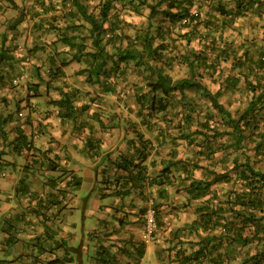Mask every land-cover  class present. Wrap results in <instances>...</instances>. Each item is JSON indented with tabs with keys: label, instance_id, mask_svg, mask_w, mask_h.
Wrapping results in <instances>:
<instances>
[{
	"label": "trees",
	"instance_id": "trees-1",
	"mask_svg": "<svg viewBox=\"0 0 264 264\" xmlns=\"http://www.w3.org/2000/svg\"><path fill=\"white\" fill-rule=\"evenodd\" d=\"M201 1L99 0L97 11L88 12L82 0H42L41 6L48 9L43 12L50 13L53 22L59 20L61 13L68 16L67 24L62 20L61 26L49 22L47 28L58 31L61 54L78 63L88 59L87 67L74 74L84 77L89 85L97 84L100 93L76 107L77 89L64 91L67 88L64 82L52 86V82L64 76L61 70L66 64L64 59L54 68H44L42 73L38 71L40 67H35L34 79L26 81V91L27 88L32 92L40 88L59 91V99L48 103L57 108L59 118L72 121L78 120L92 104L106 103L119 108L137 105L138 130L130 135L134 133L141 140L137 150L143 158L135 164L130 161L121 166L127 175L116 178L121 183L110 195L125 197L138 189L144 199L140 208L143 224L144 214L151 206L162 231L165 224L160 222L159 212L165 188L172 186L176 194L185 195L182 205H192L195 218L183 228L193 232L198 240L191 242V248H196L190 253L178 250L172 259L168 256L170 262L264 264V171L255 167V159L264 153V120L259 113L264 110V45L244 39L233 46L223 37L225 31H236L235 26L245 23L240 18L248 10L264 9V0H233L232 5L223 0H205L216 12L214 17L208 18L201 15ZM118 2L125 3L127 10L134 14L147 10L148 24L134 28L130 23L121 22L115 15L114 4ZM59 6L66 11L55 14L60 11ZM113 10L115 13L111 14ZM157 15L161 16L156 26L157 35L181 25L183 32L179 38L187 44L197 40L200 50L184 49L177 54H167L163 52L166 50L163 44L153 46L150 21ZM261 19L264 21V14ZM78 28L86 30L85 39H89L91 49L86 47L85 40L76 42ZM127 28L134 29V35H128ZM261 31L264 33V28ZM174 66L185 67L187 76H172ZM133 70L139 71L137 80L132 81L130 77L127 80ZM205 77L218 83L214 91L204 84ZM141 79L144 88L137 84ZM128 81L132 82L128 84ZM121 85H129L128 92L121 89ZM191 93L204 103L198 104L195 97L189 96ZM242 94L245 96L242 110L231 111L220 101L223 97L238 98ZM94 115L99 114L93 112L89 118L93 119ZM8 116L0 121V137L6 134L3 125ZM80 123L86 121L82 119ZM154 142L168 151L166 156L157 152L158 160L152 161L151 167L158 171L147 174L141 163L153 151ZM180 146L185 147V154L180 152ZM13 149L29 151L31 143L21 134L14 140ZM251 151L253 156L249 154ZM47 160V168L57 170L58 164L52 161L51 165V160ZM68 184L76 190L80 181L72 178ZM215 185L220 186V194L211 190ZM152 186L158 187V202L142 194L146 191L142 190L144 187ZM67 192L70 193L67 189H58L46 198V204L54 205ZM59 262L53 259L46 264Z\"/></svg>",
	"mask_w": 264,
	"mask_h": 264
},
{
	"label": "crops",
	"instance_id": "crops-1",
	"mask_svg": "<svg viewBox=\"0 0 264 264\" xmlns=\"http://www.w3.org/2000/svg\"><path fill=\"white\" fill-rule=\"evenodd\" d=\"M41 5L42 0H0V121L10 115L3 125L6 134L0 137V264H46L53 259L60 260L58 264H175L168 256L172 259L178 250L190 253L196 248L191 242L198 240L183 228L195 218L193 206L182 205L185 195L176 194L172 186L165 188L159 212L165 229L152 241L144 238L142 217L137 216L143 205L139 190L125 197L110 195L121 183L116 178L127 175L121 166L143 158L137 150L141 140L130 135L138 130L137 105L92 104L72 121L59 118L57 108L48 103L59 99V91L21 87L34 79L35 67L42 73L64 57L58 31L47 28L64 20L53 22ZM70 59L61 69L64 76L51 84L64 82V91L77 89L74 104L79 107L100 89L75 75L84 66ZM93 112L99 115L89 118ZM82 119L86 123H80ZM21 134L31 150L13 149ZM153 147L141 163L147 174L158 171L151 167L157 152L166 156L168 151L155 142ZM47 158L51 165L58 164L56 171L47 168ZM84 172L90 177L86 196L79 194ZM72 178L80 181L76 190L68 184ZM58 189L70 193H63L54 205L46 204ZM142 190L158 202V187Z\"/></svg>",
	"mask_w": 264,
	"mask_h": 264
},
{
	"label": "rangeland",
	"instance_id": "rangeland-1",
	"mask_svg": "<svg viewBox=\"0 0 264 264\" xmlns=\"http://www.w3.org/2000/svg\"><path fill=\"white\" fill-rule=\"evenodd\" d=\"M82 2H83V4L86 5L88 12L97 11L96 6H97L99 0H82ZM222 2L228 3V5L233 4V0H223ZM201 3L203 4V7L201 8L202 9L201 15L203 16V18L214 17L216 15V12L212 11V8L209 5V3H210L209 1L202 0ZM122 4H124V5H122ZM114 5H115V10L117 12L115 13L113 10L111 12V14L115 13V15L121 19V22H125V24L130 23L131 26H133L134 28H139L140 26H145L146 24H148L147 19H146V15L148 13L147 10L143 11V13L134 14V13L127 10V7H125L126 6L125 3L118 2V3H115ZM59 9H60L59 14L62 11H66L65 8H60V6H59ZM248 11L249 12L246 15L241 16L242 18H240L241 21L244 20L243 22H245V23L239 24L238 26L234 27V28H236V31L235 30H229V31L227 30L223 33V37L227 38L228 42L229 43L231 42V44L233 46H238L240 44V41L244 40V39H246V40L251 39L252 41L255 40L257 42V44L264 45V33H263V31H261L264 28V21H263V19H261V14L262 15L264 14V9L258 10L257 12L254 11L253 9L251 11L250 10H248ZM259 13H261V14H259ZM60 17L65 20L64 24L65 23L67 24V22H69V18H67L68 17L67 15L65 16V14L61 13L59 15V19H60ZM160 18H161V16L157 15L153 20L150 21V25H151L150 32H151V35L154 37L153 46H156L157 44H163V46H164L163 48L166 49L163 52H166L167 54H170L172 52L174 54H177L178 51H183L184 49L194 50V51L200 50L201 46L199 45L197 40L194 39L189 44H187L183 39L179 38V34H181V32H183V29H181V25H176L173 27L171 26L172 27L171 29H167L166 31L162 30V34L157 35L156 26L159 23L158 20ZM79 28L77 30L79 37L76 39V42H80V41L85 40L86 47H89L91 49V46L89 44V42H90L89 39H85L86 34H87L86 30L84 28H82V29H79ZM125 30H126L128 35H134V29L127 28ZM81 37L84 39H82ZM165 46H167V47L165 48ZM66 58H68V57L67 56L63 57L64 60ZM79 63H82V65L84 66L83 68H86L88 65V59L87 58L82 59V61ZM171 72H172L171 73L172 76H178V77L187 76V69L185 67L174 66V68L172 69ZM132 73H134V74L132 75ZM138 73H139V71H136V70H133V72H129L127 75L128 76L127 80L130 77L132 81H136L137 79L135 77H137ZM132 81H128V84H130ZM203 82L210 90H213V91L218 86V83L216 81L208 79L206 77H205V79L203 78ZM122 83L125 84V80H123ZM137 84H139L142 87L144 85L142 79L140 81L138 80ZM122 86H124V85H121V89H125V91L128 92L126 90V88L128 89L129 85L124 86L125 88ZM21 87L26 88L27 83L24 81V85ZM189 96L195 97L198 104H200V105L204 103L194 93L189 94ZM114 98H116V97H114ZM220 101H222V102H224V104L228 105V108L231 111H234L237 109L242 110L245 107V96H244V94H242L241 96H238V98L232 97V96L223 97V98H220ZM128 102L130 103V100H128ZM120 104H123V102L121 101ZM259 113L262 114L261 116H263V117H261V118H262V120H264V110L260 111ZM176 133L177 132L175 130L174 134H176ZM179 150L182 154L186 153L184 146H180ZM249 154L251 156H253L252 151ZM256 157H253V159H255ZM255 160H256L255 167L264 171V153H262L261 156H258ZM87 174H88L87 172H84V174H83L84 183H83V185L79 191V194L85 195V196L89 192V183H90V177L88 179ZM96 182L99 183L101 181L98 178L96 180ZM228 188L229 187L227 186V189ZM220 189H221L220 186H217V185L211 187L212 191L216 190L219 194L221 193ZM141 200L144 201V199H141ZM138 215H141V217H142L141 223L143 224V213L140 212V209L137 208V216ZM253 248L254 247H251V249H253ZM251 249H250V251H251ZM245 250H246L245 248L242 249V253L245 252ZM251 252H253V251H251Z\"/></svg>",
	"mask_w": 264,
	"mask_h": 264
},
{
	"label": "built area",
	"instance_id": "built-area-1",
	"mask_svg": "<svg viewBox=\"0 0 264 264\" xmlns=\"http://www.w3.org/2000/svg\"><path fill=\"white\" fill-rule=\"evenodd\" d=\"M160 230L161 227L157 225L155 219V211L149 206L144 214L142 234L146 240L152 241L155 238L156 233Z\"/></svg>",
	"mask_w": 264,
	"mask_h": 264
}]
</instances>
